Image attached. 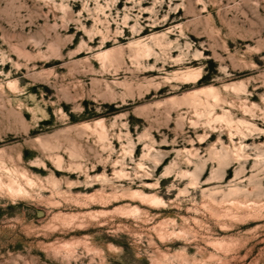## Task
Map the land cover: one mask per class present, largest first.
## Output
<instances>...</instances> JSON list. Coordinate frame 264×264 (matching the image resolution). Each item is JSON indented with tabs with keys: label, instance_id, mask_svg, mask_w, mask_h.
I'll use <instances>...</instances> for the list:
<instances>
[{
	"label": "rangeland",
	"instance_id": "374dc122",
	"mask_svg": "<svg viewBox=\"0 0 264 264\" xmlns=\"http://www.w3.org/2000/svg\"><path fill=\"white\" fill-rule=\"evenodd\" d=\"M0 157V264H264V0H0Z\"/></svg>",
	"mask_w": 264,
	"mask_h": 264
},
{
	"label": "bare ground",
	"instance_id": "6f19581e",
	"mask_svg": "<svg viewBox=\"0 0 264 264\" xmlns=\"http://www.w3.org/2000/svg\"><path fill=\"white\" fill-rule=\"evenodd\" d=\"M170 20H171V18L169 17L164 22L162 21L163 24L153 26V29H156V28H159V27H163V26H167L168 24L171 23ZM176 25H178V24L176 23ZM177 27L180 29V31L182 30V24L179 25V26H177ZM167 33L168 32H165V31H162L160 33V35H157L156 33H153V34H151L150 36H148V37H146L144 39H142L141 36H140L139 38L130 41L128 44L134 46V52H136L137 54H139V53L148 54V53H151V52L154 51L153 44L154 45H157L160 42V37H165L167 35ZM148 38H150L152 40V43L153 44H150L148 41H146V39H148ZM170 41L171 40H168V42H170ZM112 52H113L112 50H107V49L104 50L103 49V50H100V52L98 53V56L100 58L107 59V58L110 57V55L112 54ZM196 70H198V69H196ZM195 72H196L195 70L188 69L185 72V75L186 76H189V75L194 74ZM240 83L241 82H239V84H236L235 81H233V82H230V84H227V85L224 84V87H230V89L232 88L235 91L236 90L238 91L239 88L242 85V84L240 85ZM238 85H240V87H238ZM225 89H227V88H225ZM202 92L211 94V96L213 97V99L214 100H217L219 90H218V88L210 85V86L202 87V88H200L198 90H194L193 91V93H202ZM222 98H221V100H222ZM189 101H191V100H189ZM213 114H215V113H213ZM215 118L216 119H222L226 123H229V124L232 123V119H233V118L231 119L230 116L227 113H222L221 115L219 114V116H216ZM97 124H99L98 127H100V130H101L100 133L103 134L105 132V130H106V129L104 130L103 123L102 122H97ZM95 125H96V123H95ZM223 157L224 156H220V157H218V159L220 160ZM22 182L23 183L25 182V184L26 183H29L30 184V183H32V179L29 178L24 171H21V170L16 169V168L7 167V165H5L4 161L0 157V188H4L7 191V193L10 194L11 196H17V195L20 196L21 194L23 195L25 193V189L22 186ZM26 185H28V184H26ZM131 193L132 194L140 195L141 197H143L144 199H146L148 202H150L152 205H160V204H162L164 202L163 201V198L157 196L156 194H145L142 191H136V190L133 191V192H131ZM229 194H230V192H229Z\"/></svg>",
	"mask_w": 264,
	"mask_h": 264
}]
</instances>
